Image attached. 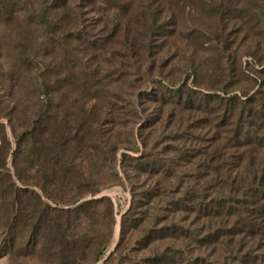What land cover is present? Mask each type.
<instances>
[{
    "label": "trees",
    "instance_id": "1",
    "mask_svg": "<svg viewBox=\"0 0 264 264\" xmlns=\"http://www.w3.org/2000/svg\"><path fill=\"white\" fill-rule=\"evenodd\" d=\"M155 1L167 4L165 11L173 15L176 12L172 4L183 12L192 8L185 0ZM37 2L32 7L31 0H0V17L8 23L22 20L33 27L40 41L36 54L47 57L50 47L61 43L62 25L51 10L60 5L50 9L40 0ZM193 3L202 15L219 21L233 19L247 25L254 15L246 8L238 14L236 0H194ZM86 4L101 13L104 28H113L111 40L102 42L101 52L110 43L118 42L132 54L144 53L152 47L158 33L173 36L180 25L178 20L162 23L163 12L153 7L154 2L143 9L138 6V0H88ZM261 5L259 12L264 16V0ZM170 25L174 27L170 29ZM198 37L209 44L213 42L207 30L199 32ZM81 40L86 46L92 44L86 33ZM21 54L23 61L33 62L28 60L25 48ZM204 65L195 64L193 84L188 89L185 84L176 88L168 99L176 104L185 99V103L212 116L210 123L216 130L211 139L212 150L205 153L203 163L197 164L198 173L190 176L186 170L174 169V164L162 163L149 155L135 158L130 165L133 169L159 175L162 180L158 185H176L178 197L167 202L164 216L152 218L149 223L148 215H138L142 214L144 205H151V200L144 205L142 200L166 194L165 190L151 188L139 200L132 189V205L122 216L119 241L105 264L111 260L114 264H264V83L253 78L257 86L254 91L235 92L230 85L214 81L224 68L221 59ZM44 69L39 67L35 77L37 101L24 104L23 100H17L8 116L16 147L12 154L14 173L6 168V162L0 166V257L12 256L25 247L27 255L38 249L45 264L96 263L105 257L110 244V240L99 239L104 222L102 208H108L114 225L115 205L108 195L79 204L88 194L96 196L110 186L88 188L93 176L89 177L82 169L80 160L91 159V150L104 152L105 144L111 141L103 137L104 112L100 109L99 113H93L88 106L95 97L88 88L81 114L74 120L60 119L57 112L52 113L53 90ZM260 69L264 72V64ZM94 74L85 84L101 87L102 78ZM106 77L108 74L103 78ZM159 84L163 90L160 99H166V85L161 81ZM197 85L209 92H200ZM4 103L0 98V107ZM0 128L6 131L4 123H0ZM2 143L11 147L6 135ZM111 147L117 161L121 144L115 141ZM122 155L129 156L126 152ZM113 177L111 185L121 182L118 172ZM178 213L186 216L178 218ZM193 215L195 219H191ZM91 225L97 227L96 234L91 233ZM137 230L142 232L137 239L141 250H151L153 244L165 242L142 258V262H138L135 254L139 249L125 247ZM167 240L174 242L166 243Z\"/></svg>",
    "mask_w": 264,
    "mask_h": 264
},
{
    "label": "rangeland",
    "instance_id": "2",
    "mask_svg": "<svg viewBox=\"0 0 264 264\" xmlns=\"http://www.w3.org/2000/svg\"><path fill=\"white\" fill-rule=\"evenodd\" d=\"M31 1L32 7L39 4L37 0ZM87 1L40 0L50 9L60 5L59 8L51 10L62 25L61 43L51 46L47 57L42 53L36 54L40 41L33 27L22 20L8 23L0 17V98L5 102L0 107V123L6 126V131L0 128V166H4L6 162V168L14 173L12 154L16 142L8 116L12 114V106L16 105L17 100H23L24 104L37 101L36 94L39 91L36 90L35 77L39 73V67L46 68L45 76L53 90L52 113L57 112L60 119L69 117L74 120L77 114H81L83 96L89 88L95 97L88 106L93 113L103 110V137L111 141L105 144L104 152L91 150V159L84 157L80 162L89 177L93 176L94 184H87L88 188L110 186L96 196L88 194L83 200L108 195L114 202V225L111 224L108 208H102L105 217L103 216L99 239L110 240L108 254L112 249L114 251L119 241L122 216L132 205V189L135 190L137 199L141 198L140 195L146 196L151 188L165 190L166 194L153 199L144 197L142 200L143 205L151 200V205H144L141 208L142 214L138 215H148L149 223L152 218L164 216L167 202L178 197L176 185H158L162 180L159 175L133 169L130 165L134 164L135 158L141 154L149 155L162 163L167 161L174 164V169L186 170L190 176L198 173L197 164L203 163L205 153L212 150L211 139L216 131L210 123L212 116L198 111L187 101L185 103V99L181 104L168 99L176 88L186 85L188 89L193 84L194 65L199 63L209 66L221 59L224 68H221L214 81L219 82V85H230L235 92L254 91L257 86L253 78H259L264 83V72L260 69L264 64V16L259 12L262 0H236L239 1L238 14L244 10L242 8L253 11V18L250 16L247 25L233 19L219 21L213 16L206 17L196 8L194 0H185L192 8H186L184 12L172 4L175 15L165 11L167 4L156 3L155 0H138V6L142 9L154 2L153 7L159 13L163 12L162 23L170 24L173 20H178V31L170 37L158 33L152 41V47L141 54L126 51L118 42L110 43L101 52V44L111 38L113 28H104L100 21L101 13L91 9L86 4ZM137 10L138 8L135 10L138 13L136 16L139 15ZM173 27L174 25L169 26L170 29ZM205 30L213 40L210 44L198 37L199 32L203 33ZM85 33L92 43L91 46H86L81 40ZM24 48L29 54L28 60L33 62L23 61L21 53ZM86 66L89 67L88 70ZM93 72L102 78L101 87H95L94 84L91 86L92 83L85 84L88 78L93 79ZM107 74L108 77L103 78ZM160 81L166 85V99H160L163 91ZM198 86L196 88L200 92H209L208 89ZM5 135L11 147L2 143ZM115 141L121 144L116 155L117 161L111 152ZM123 152L129 156L123 157ZM115 171L118 172L121 182L111 185ZM201 171L203 169L199 172ZM14 179L21 185L15 175ZM34 187L41 192L39 187ZM140 198L139 200L142 199ZM176 216L181 218L186 215L178 213ZM195 218L196 216H191V219ZM90 227L93 228L91 233L96 234L97 227ZM141 236V231H134V236L125 245L128 249H139L135 253L138 262H142V258L151 254L154 248L165 245V242H157L151 250H141L142 245L137 240ZM171 242L174 241H166ZM26 252L28 251L25 247H20L12 256H1L0 264H45L44 256L38 249L28 255ZM104 258L96 263L85 264H105L107 258ZM109 263L114 264L115 261L111 260Z\"/></svg>",
    "mask_w": 264,
    "mask_h": 264
},
{
    "label": "water",
    "instance_id": "3",
    "mask_svg": "<svg viewBox=\"0 0 264 264\" xmlns=\"http://www.w3.org/2000/svg\"><path fill=\"white\" fill-rule=\"evenodd\" d=\"M87 199H89V198H87ZM87 199H85V200H87ZM85 200H83V201H85ZM83 201H81L80 203H82ZM79 203V204H80ZM113 251V249L106 255V257L104 258V259H106V258H108V256L110 255V253Z\"/></svg>",
    "mask_w": 264,
    "mask_h": 264
}]
</instances>
